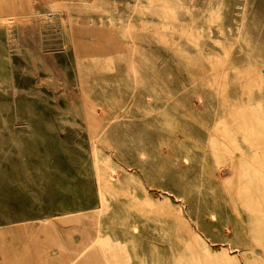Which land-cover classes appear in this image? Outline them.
Segmentation results:
<instances>
[{
    "label": "rangeland",
    "instance_id": "1",
    "mask_svg": "<svg viewBox=\"0 0 264 264\" xmlns=\"http://www.w3.org/2000/svg\"><path fill=\"white\" fill-rule=\"evenodd\" d=\"M0 264H264V0H0Z\"/></svg>",
    "mask_w": 264,
    "mask_h": 264
}]
</instances>
